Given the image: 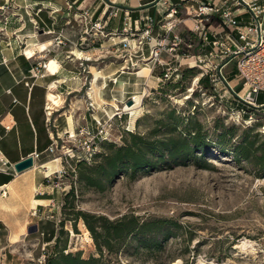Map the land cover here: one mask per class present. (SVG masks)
<instances>
[{
	"label": "rangeland",
	"instance_id": "1",
	"mask_svg": "<svg viewBox=\"0 0 264 264\" xmlns=\"http://www.w3.org/2000/svg\"><path fill=\"white\" fill-rule=\"evenodd\" d=\"M178 29L186 36L183 24ZM140 49L137 41L125 51L126 58L131 60ZM160 55L162 65L144 60L143 68L149 69L142 74L148 76L144 84L128 80L127 99L101 106H105L106 116L96 120L108 121L111 126L104 137L90 142L95 143V153L100 156L83 161L95 168L105 154L131 144L130 133H134L142 138L136 147L145 149L154 166L133 171L120 165L99 189L80 179V161L71 159L72 166L63 177L59 222L40 221L44 236H27L26 241L11 247L0 264H51V259L57 260L61 254L96 258V264H264V165L260 160L264 108L250 110L253 120L244 122L250 111L246 109L240 118L235 103L220 98L198 68L190 72L186 65L179 67L168 51ZM135 67L130 64L124 71L139 72ZM234 68L235 59H231L224 71L233 73ZM227 79L234 84L233 74ZM236 91L245 93L242 84ZM135 94L143 97L139 117L129 130L130 115L123 109ZM263 100L264 92H260L258 101ZM88 130L90 135L84 137L89 140L97 131L95 119ZM194 133L198 143L191 142ZM169 139L175 146L185 140L188 150L172 156L173 145H165ZM64 140L72 143L67 136ZM247 142H252L248 158L236 157L235 146ZM79 213L93 215L90 221L96 235ZM131 217L140 224L156 220H163V224L145 233L126 235L123 231L117 236L109 222H127ZM37 238L40 241H33ZM105 242L109 248L103 246Z\"/></svg>",
	"mask_w": 264,
	"mask_h": 264
},
{
	"label": "crops",
	"instance_id": "2",
	"mask_svg": "<svg viewBox=\"0 0 264 264\" xmlns=\"http://www.w3.org/2000/svg\"><path fill=\"white\" fill-rule=\"evenodd\" d=\"M164 1L9 0L12 10L5 21L0 19V186L6 187V195L0 194V260L27 236H44L40 221L46 216L59 222L64 195L59 186L64 179L53 173L62 167L61 160L45 150L55 140L65 141L71 128L76 133L80 127L91 129L94 119L106 116L102 105L127 99L129 79L134 85L147 81L148 76L124 70L130 64L141 70L150 44L145 42L132 61L125 51L139 41L147 16L162 20ZM167 1L178 5L183 16L182 0ZM29 5L31 9L25 8ZM97 22L101 30L93 28ZM160 32L156 26L153 34ZM57 38L63 43L57 44ZM50 60L57 64L54 72L48 69ZM94 84L97 91L89 93ZM49 93L57 105H50ZM256 102L255 111L264 108L258 95ZM33 152L40 153L35 166L16 172L14 164ZM33 227L36 230L29 233Z\"/></svg>",
	"mask_w": 264,
	"mask_h": 264
},
{
	"label": "built area",
	"instance_id": "3",
	"mask_svg": "<svg viewBox=\"0 0 264 264\" xmlns=\"http://www.w3.org/2000/svg\"><path fill=\"white\" fill-rule=\"evenodd\" d=\"M164 5L166 10L162 20L155 22L152 16L144 19L138 41L139 46L145 42L150 44L149 59L154 63L153 65L157 63L162 65L160 54L163 50L168 51L179 67L186 65L188 68H198L201 76L207 77L213 90L219 92L220 98L235 103L239 108L236 111L240 118L246 109L255 111L258 108L257 95L264 92V0H182L180 5L184 9L186 18L180 16L178 5L171 4L167 0L164 1ZM30 7L29 5L25 8L31 9ZM11 8L9 0L0 4V19L3 18L5 21L6 14H9ZM109 14L115 16L116 11H111ZM245 14L248 16L246 20L243 18ZM186 19L192 23V26L185 23ZM180 24L185 26L186 36L182 34L184 30H178ZM156 26L161 31L160 35L153 34ZM34 27L38 28L36 22ZM93 28L101 30L103 26L97 22L93 24ZM56 43L62 44L63 41L57 38ZM231 59H235L233 73L232 70L224 71V67ZM228 74H233L234 84L228 81ZM196 82H199V78H196ZM241 84L245 89L244 94L236 91V87ZM222 86L225 91L221 93ZM88 107L92 109V103L89 102ZM229 108L233 111L234 107ZM232 113L236 114V112ZM249 113L244 122L253 120L254 112ZM95 122L97 131L89 140L84 137L90 135L88 128L80 127L74 136L70 132L65 135L67 139L72 140V143L69 140L67 142L62 140L60 143L55 140L45 150L53 158L61 160L62 167L53 173L57 179L65 176L72 166L71 159L87 162L93 158L95 143L90 144V142L99 136L104 137L108 127L111 126L108 121L100 122L95 119ZM79 144L81 148L78 147ZM59 147L61 151H58ZM31 156L35 166L40 153L33 152ZM1 163L7 164L4 160H1ZM59 187L65 191L63 184ZM0 194L6 195L5 186H0ZM35 214L36 211H33V215ZM46 218L50 219L53 216Z\"/></svg>",
	"mask_w": 264,
	"mask_h": 264
},
{
	"label": "trees",
	"instance_id": "4",
	"mask_svg": "<svg viewBox=\"0 0 264 264\" xmlns=\"http://www.w3.org/2000/svg\"><path fill=\"white\" fill-rule=\"evenodd\" d=\"M195 68H188L190 72L193 71ZM192 124V123H190ZM195 127V124H193ZM132 137V143L129 145H124L122 147H118L114 150H111L109 154H105L103 157V161L94 167H89L86 165L85 162L80 161L78 165L82 169L80 172V179L83 180L87 185L90 186H96L99 189H103L102 181L103 180H110L111 177L115 174V171L118 169V167L121 165L122 167L125 165L129 168H131L133 171H136L135 169L142 167V168H151L154 166L155 163H153L150 158H148L145 154L142 147L138 145L136 147V142L141 141L142 138L138 137L137 134L130 133ZM173 140H168V142L165 144L167 145H173V151H171V155H178L182 152H186L189 148L185 140L178 146H175ZM191 142L198 143V136L196 133H194V137L191 138ZM252 148V142H247L242 145L235 146L233 153L237 157L238 155H243L248 158V155L250 154V150ZM144 152V154H143ZM98 153L94 154V158L98 156ZM100 156V155H99ZM260 160H262V165H264V148L260 156ZM105 165V168L102 169V166ZM102 169V172L100 170ZM103 176L101 178H97L98 176L96 174H100ZM81 214L84 222L86 223L88 229L91 231L92 234L96 235L95 229L91 225L90 219L93 218V215L85 214V213H79ZM63 221H61L62 223ZM163 224V220H156L154 223L152 221H143L141 224L135 219L134 217H131L127 222H124V220H118L115 222H109L111 225V229L114 230V233L117 236H120L121 232H125L126 235L129 234H141L145 233L146 230H149L152 227H155L156 229H159V225ZM157 224H159L157 226ZM108 235V234H107ZM103 246L109 248L108 242H105ZM62 262V264H96L97 259L96 258H90V259H81L78 255H72V254H61L59 258L51 259V264Z\"/></svg>",
	"mask_w": 264,
	"mask_h": 264
},
{
	"label": "bare ground",
	"instance_id": "5",
	"mask_svg": "<svg viewBox=\"0 0 264 264\" xmlns=\"http://www.w3.org/2000/svg\"><path fill=\"white\" fill-rule=\"evenodd\" d=\"M188 21L189 20H185V22H188ZM190 26H191V24H190ZM26 54L28 56H30V57L33 55L32 51L29 50V49L26 50ZM76 55L77 56H81V54L79 52H76ZM48 69H49L50 72H54L57 69L56 62L53 61V60H50L49 63H48ZM146 71L149 72V69L144 67V68H142L139 71V73L143 74V72H146ZM96 74L97 73L95 72V75ZM146 75H148V73H146ZM96 86L97 85L94 84L93 88L89 90V93H91V91L96 92L97 91ZM144 91L146 92V90H144ZM142 97H143V94H135L133 97H131V100L134 102V105L131 106V107H129L127 104L124 105V109L123 110L128 111V114L130 115V120H129V122H130L129 128L130 129L129 130H132V128H134L135 121L139 117L140 111L138 109V105L140 104ZM48 100L50 101V105H52V104L53 105H57L58 104V101L55 99V96L52 93L48 94ZM112 106H114V109L117 110V111L118 110H122V107H120L119 105H112ZM70 133L72 134V136H74L75 135V130L73 128H71Z\"/></svg>",
	"mask_w": 264,
	"mask_h": 264
},
{
	"label": "water",
	"instance_id": "6",
	"mask_svg": "<svg viewBox=\"0 0 264 264\" xmlns=\"http://www.w3.org/2000/svg\"><path fill=\"white\" fill-rule=\"evenodd\" d=\"M132 102H133L132 100H128L127 105H131ZM31 167H33L32 156H28L26 158H23L14 164V169L16 172H21V171L28 169V168H31ZM35 230H36L35 227H33V228L28 229V232L31 233Z\"/></svg>",
	"mask_w": 264,
	"mask_h": 264
}]
</instances>
